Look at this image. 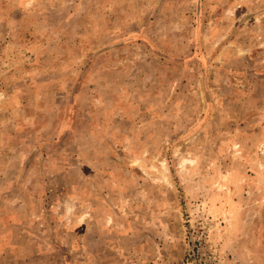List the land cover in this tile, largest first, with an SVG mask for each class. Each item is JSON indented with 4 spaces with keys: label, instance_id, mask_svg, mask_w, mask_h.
Here are the masks:
<instances>
[{
    "label": "rangeland",
    "instance_id": "rangeland-1",
    "mask_svg": "<svg viewBox=\"0 0 264 264\" xmlns=\"http://www.w3.org/2000/svg\"><path fill=\"white\" fill-rule=\"evenodd\" d=\"M0 264H264V0H0Z\"/></svg>",
    "mask_w": 264,
    "mask_h": 264
}]
</instances>
